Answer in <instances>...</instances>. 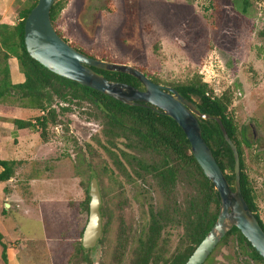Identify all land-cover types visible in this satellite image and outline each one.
Wrapping results in <instances>:
<instances>
[{
	"label": "rangeland",
	"instance_id": "obj_1",
	"mask_svg": "<svg viewBox=\"0 0 264 264\" xmlns=\"http://www.w3.org/2000/svg\"><path fill=\"white\" fill-rule=\"evenodd\" d=\"M59 1L63 8L55 28L73 48L98 60L141 68L149 79L166 87L199 78L214 95L226 99L264 225V38L259 36L264 28V0H249L246 12L241 0ZM0 106V119L6 124H12V118L33 122L41 115L13 98ZM60 106L68 111L58 124L48 126L44 139L38 128L20 130L13 140L9 128L0 130L9 146L21 153L14 156L19 164L7 186L14 194L2 202L19 203L28 213L17 217L21 234L30 238L22 248L23 264H85L84 257L89 264H132L149 211L173 202L182 207L192 187L178 177L167 198L132 159L148 162L150 156L129 148L123 138L112 146L101 121L92 117L91 104ZM92 177L101 195L102 235L94 248L81 252ZM182 234L179 225L162 230L163 259L182 247ZM204 264L262 263L252 261L234 236H228Z\"/></svg>",
	"mask_w": 264,
	"mask_h": 264
},
{
	"label": "trees",
	"instance_id": "obj_2",
	"mask_svg": "<svg viewBox=\"0 0 264 264\" xmlns=\"http://www.w3.org/2000/svg\"><path fill=\"white\" fill-rule=\"evenodd\" d=\"M28 1L29 7L19 12V22L12 28V31L9 32V28L6 26L0 27V46L3 48L0 57V104L8 102L10 98L17 99L24 107L35 109L41 115L36 116L33 122L22 119H12L10 122L18 130L38 128L40 138L44 139L48 126L58 124L60 117L68 111L67 107L60 106L61 103L75 102L79 105L82 102H87L95 108V115L92 117L101 121L105 135L110 138L109 142L112 146L116 139L123 138L129 148L138 149L142 154L150 156L148 162L138 161L134 157L132 159L135 160V166L140 172L150 175L156 181L159 190L167 198L172 196L176 179L181 177L185 180L192 187V194L182 207H175V202H173L172 206L163 207L158 211H149L150 220L147 229L143 238L138 240L137 250L132 261V264H158L159 262L184 264L212 227L219 206L218 195L190 154V146L184 133L173 120L159 114L147 105H124L88 87L58 77L31 59L24 47L23 28L25 18L37 0ZM241 3L243 4L242 11L246 12L250 1L241 0ZM62 8V3L56 0L50 9V20L55 30V20ZM56 32L60 36L57 30ZM259 36L264 38V28ZM80 52L86 54L83 51ZM11 57L15 58L19 71L24 76V81L21 84H11L10 82L7 60ZM138 69L143 72L141 68ZM93 70L110 81L141 88L138 80L130 75ZM150 80L158 84L154 79L150 78ZM174 89L187 100L193 101L201 114L211 117L210 119L197 118L201 136L232 187L234 184L233 154L213 118H219L222 122L228 137L239 153L241 194L264 231V225L257 214L245 173L243 154L236 137V127L227 113L226 99L223 96L214 95L207 83L202 82L199 78L187 84L176 85ZM18 164L19 161L0 160V182H7L12 178ZM137 175L139 174L137 173ZM88 202L89 196L86 198L85 209L87 211ZM169 225L181 226L183 230L182 247L169 258L163 259L161 248H159V239L162 230ZM228 236H234L242 253L252 261L264 264V260L235 227L220 242ZM118 248L123 249L122 242L118 244ZM79 250L85 251L81 247V243ZM2 259L4 262L6 261L4 253ZM82 260L83 263L89 264V259L84 257Z\"/></svg>",
	"mask_w": 264,
	"mask_h": 264
},
{
	"label": "water",
	"instance_id": "obj_3",
	"mask_svg": "<svg viewBox=\"0 0 264 264\" xmlns=\"http://www.w3.org/2000/svg\"><path fill=\"white\" fill-rule=\"evenodd\" d=\"M55 1L37 0L25 18L24 47L30 58L58 77L88 87L127 106L147 105L173 120L184 133L190 146V154L218 195L219 206L216 219L184 264H204L233 227L264 260V231L241 194L239 153L220 119L213 118L233 154L234 184L232 187L201 136L197 118L210 119L211 117L201 114L198 106L183 97L176 89L154 83L139 69L125 64L98 60L73 48L58 35L51 23L50 9ZM93 69L130 75L138 80L141 88L110 81ZM88 196L87 222L81 237V247L84 250L94 248L102 235L101 195L98 182L94 177L89 181ZM8 206L5 203L4 207Z\"/></svg>",
	"mask_w": 264,
	"mask_h": 264
},
{
	"label": "crops",
	"instance_id": "obj_4",
	"mask_svg": "<svg viewBox=\"0 0 264 264\" xmlns=\"http://www.w3.org/2000/svg\"><path fill=\"white\" fill-rule=\"evenodd\" d=\"M28 7V0H0V27L6 26L9 28V32L12 31V28H14L19 22V12ZM2 51L3 48L0 46V57ZM7 65L11 84L23 83L24 76L19 71L15 58H9L7 60ZM12 119H10V121ZM5 127L10 129L11 140L19 136L18 132L20 130L15 128L12 124L2 122L0 119V130ZM7 142L8 139L0 133V160L18 161L17 157L14 156H19V154H21L20 150L13 146L11 148ZM13 179L14 177L10 178L7 182H0V264H23L25 261L22 252L24 241L30 240L28 236L25 237L21 234V224L17 221V217L28 215V213L21 209V204L17 203L15 206L8 204V207L12 206L11 210H7V208L4 207V202L14 194V191H12L10 187H7ZM3 199L5 200L4 202H2ZM3 253L6 257L5 262L2 259Z\"/></svg>",
	"mask_w": 264,
	"mask_h": 264
}]
</instances>
